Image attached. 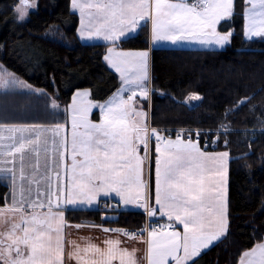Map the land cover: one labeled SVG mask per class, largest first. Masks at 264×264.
<instances>
[{"label":"snow or ice","instance_id":"6c2138e0","mask_svg":"<svg viewBox=\"0 0 264 264\" xmlns=\"http://www.w3.org/2000/svg\"><path fill=\"white\" fill-rule=\"evenodd\" d=\"M36 7L35 0H19L17 22ZM235 7V0H70L73 14L79 12V38L110 45L103 59L119 73L121 86L103 102L89 99L88 90L76 91L64 109L65 123H0V173L11 177L0 207V264H141L140 249L121 236L146 246V264H195L202 250L225 236L232 158L230 151L207 148L233 131L224 121L248 101L226 109L215 130H179L173 138L149 121L155 91L150 50H121L118 42L150 23L152 46L195 41L222 48L233 33L219 27ZM242 15L244 36L264 38V0H244ZM0 89L47 96L2 66ZM200 99L197 93L187 97ZM50 100L53 110L59 108L56 98ZM93 108L98 122L90 118ZM101 198H118L105 211L135 205L168 222L138 231L68 223L66 212L99 211ZM85 227L102 230L105 238H69L70 229ZM239 264H264V239L244 251Z\"/></svg>","mask_w":264,"mask_h":264},{"label":"trees","instance_id":"16d2710c","mask_svg":"<svg viewBox=\"0 0 264 264\" xmlns=\"http://www.w3.org/2000/svg\"><path fill=\"white\" fill-rule=\"evenodd\" d=\"M35 1V10H30L24 22H17L14 6L19 0H0L2 63L37 87L56 88L64 102L82 88H89L95 100L105 99L117 88L115 74L103 61L108 45L76 40L79 20L70 10V0ZM235 5L234 16L220 27L233 30L224 49L151 50L152 126L215 130L226 109L240 100L248 101L224 121L233 131L221 136L218 146L207 148L231 154L229 228L214 246L195 258V264H236L243 251L264 237V38H244V0H235ZM52 29L56 34L60 30L63 41L50 37ZM147 44L148 30L143 27L118 45L136 49ZM190 93L201 99L188 103ZM224 140L229 141L227 148ZM3 189L0 184V201ZM67 220L125 227L139 225L143 215L128 212L114 222H105L100 211L81 210L68 212Z\"/></svg>","mask_w":264,"mask_h":264},{"label":"crops","instance_id":"0c3cea01","mask_svg":"<svg viewBox=\"0 0 264 264\" xmlns=\"http://www.w3.org/2000/svg\"><path fill=\"white\" fill-rule=\"evenodd\" d=\"M189 2H190V0H189ZM71 12H73V11L71 10ZM75 14L77 15L78 20H79V12H76ZM141 24L144 25V22H141ZM79 26H80V23L78 21L77 28H76V31H75V37H76V40H78L80 43H103V44L108 45V47L110 46L102 38L101 39H95V40H81L79 38V35H78V32H77V29L79 28ZM143 27L147 28V30H148V39H149L150 23H148L147 25H144ZM142 28L137 29L135 32L128 33L127 34V38L120 40L118 42V44L120 42L128 39V38H131V37L137 35L141 31ZM54 29L56 30L57 27L54 28ZM59 31L60 30L57 31V34H59L61 37L58 40L63 41V36L61 35V33H59ZM227 44H226V46H227ZM118 47H119V45H118ZM122 48L125 49V47H119V49L123 50ZM153 48H161V47H151L150 56H151V50ZM132 49H135V48H131V50ZM182 49H195V48L187 47V48H182ZM205 50H219V49H205ZM104 55H103V57H104ZM103 61H104L105 65L107 66V68L109 70H111L115 74V76L117 78V88L115 90H113L103 100H95V99H93L92 92L88 88V91L91 93V95H90L91 99L95 100V101H98V102H103V101L107 100L109 97H111L117 91V89L121 85L120 81H119V79H120L119 78V74L113 68H111V66L104 59H103ZM2 65L6 69H8L2 63V61L0 59V66H2ZM8 71L12 72L9 69H8ZM12 73H14V72H12ZM14 74L20 80H23V81L27 82L33 88L42 89L45 93H47V96H40V95H37L35 93H29L27 90H16L15 92H8L7 94H5V91L3 89H0V123H7V124L27 123V124H41V125H45V126H51V125H54L55 123H65V121L68 119V117H67V114L65 113L64 109H65V107L68 104H70V102L72 100V96L79 89L75 90L71 94L70 99L68 101L64 102V101H62L60 99L58 90L56 88L54 90H52V91H49L47 89L40 88V87H37L36 85H34L32 83H29L28 81H26L24 78H22L21 76H19L16 73H14ZM82 89H85V88H82ZM50 98H56L57 99V103L59 104V108H57L55 110L52 109ZM91 113L92 114L90 116L92 117V119L94 121L98 122V120L100 118L99 109L98 108H93ZM68 128H69V131H70V122L68 124ZM172 137L175 138V136H172ZM208 151L221 152V151H227V150H208ZM229 167H230V164H229ZM228 183H229V175H228ZM0 184L4 187V189L2 191L1 201H0V207H2L4 205V199L3 198L7 194H9V192H10L11 177L6 175V174H4V173H0ZM153 185H154V176H153ZM153 191H154V187H153ZM112 196L115 197V194H112ZM109 200H116L117 201L118 198H101L99 200V202H98L99 209L101 210V207H102L103 203L105 201H109ZM153 202H154V197H153ZM228 203H229V201H228ZM120 208H121V211L123 213H128V212H138V213H140V211L142 209V208H139V207H137L135 205H129L126 208L123 205H120ZM77 211H81V210H77ZM82 211H97V210L85 209V210H82ZM67 214H68V212H66V217H67ZM158 217H160L159 213H157V216L152 217V218L154 219V218H158ZM164 219H167V217H164ZM68 223L71 224V225H76L77 224V223H72V222H69V221H68ZM80 224H84L86 226L87 225H97V226H100L101 229L102 228H110L108 225L93 224L91 222L80 223ZM179 230L180 231L183 230L182 226L179 227ZM70 231H71L72 235L69 238L73 239V240L78 239V237H94V238H97L99 241H102L105 238V233L102 230H90L88 227L82 228L81 230H77L75 228H72V229H70ZM121 239L125 240V242L127 243L128 247H130V248L131 247H135V248L140 249V251L137 252V259L141 262V264H146V261L144 260V257H145L144 249L146 248V246L143 245L142 243H140L139 241H135L134 242V241H131L130 238H125L123 236H121ZM262 239H264V237ZM218 241L214 242L213 245L209 246V248L214 246ZM258 242H260V240L257 241L256 243H258ZM209 248L202 250L201 253L205 252ZM249 249H247V250H249ZM169 264H173L171 259L169 260ZM236 264H239V258H238Z\"/></svg>","mask_w":264,"mask_h":264},{"label":"rangeland","instance_id":"374dc122","mask_svg":"<svg viewBox=\"0 0 264 264\" xmlns=\"http://www.w3.org/2000/svg\"><path fill=\"white\" fill-rule=\"evenodd\" d=\"M36 2V1H35ZM243 26H244V20H243V25H242V33H243ZM219 30L220 31H228V30H231L232 33H233V30L232 29H222L219 27ZM50 35V37H54L56 39H60V35L59 34H56L55 31H52L48 33ZM244 36V34H243ZM245 39H248L247 37L244 36ZM256 38H260V37H253L251 39H256ZM151 47H163V48H195V49H219V50H222L226 47V45L222 48L218 47V46H204V45H201L199 44L198 42H184L182 44H178V45H174L172 44L171 42H160L158 44H156L155 46H152V43H151V40H150V34H149V39H148V44H147V47H144V48H136V49H132V50H150ZM123 50H131V48H122ZM106 54V52H105ZM3 67V65H2ZM5 68V67H4ZM115 70V69H114ZM119 74V73H118ZM120 78V76H119ZM120 81V84H121V80L119 79ZM121 86V85H120ZM119 86V87H120ZM80 91H83V90H88V88H85V89H79ZM78 91V90H77ZM89 99H91V97H89ZM92 100V99H91ZM93 102H98V101H95V100H92ZM188 103H190V101L186 100ZM71 103V102H70ZM150 111V110H149ZM92 114V113H91ZM90 114V115H91ZM90 118L92 119V117L90 116ZM93 120V119H92ZM149 120H150V115H149ZM165 128H171V127H165ZM172 128H176V127H172ZM180 129H183V130H188V128H180ZM190 130V129H189ZM197 130V129H194V131ZM142 210V209H141ZM120 214H123V212H121Z\"/></svg>","mask_w":264,"mask_h":264},{"label":"built area","instance_id":"2783aa9c","mask_svg":"<svg viewBox=\"0 0 264 264\" xmlns=\"http://www.w3.org/2000/svg\"><path fill=\"white\" fill-rule=\"evenodd\" d=\"M158 129H168L169 130V133L170 135L172 136H175L177 134V132L179 130H183V129H180V128H165V127H156ZM117 203L116 200H109V201H105L101 207V210H100V213L103 215V214H117L118 216L120 215V213L122 212L121 210L119 211H111V210H107L105 211L104 210V207H105V204H108V205H115ZM121 209V208H120ZM140 214L143 215V220H142V223H140L139 225H136V226H125V227H110V229H114V228H121V229H128V230H131V231H138L142 228H145L148 224H153V225H161V224H167V219H161L160 217L158 218H149L146 213H144L143 209L140 211ZM125 238H128V237H125Z\"/></svg>","mask_w":264,"mask_h":264},{"label":"water","instance_id":"95a60500","mask_svg":"<svg viewBox=\"0 0 264 264\" xmlns=\"http://www.w3.org/2000/svg\"><path fill=\"white\" fill-rule=\"evenodd\" d=\"M103 217H108L107 220L103 219ZM118 218V215L117 214H103L102 215V219L105 221V222H113L115 220H117Z\"/></svg>","mask_w":264,"mask_h":264},{"label":"bare ground","instance_id":"6f19581e","mask_svg":"<svg viewBox=\"0 0 264 264\" xmlns=\"http://www.w3.org/2000/svg\"><path fill=\"white\" fill-rule=\"evenodd\" d=\"M153 127H156V126H153ZM188 130H189V128H188ZM190 130H193L194 131V129H190Z\"/></svg>","mask_w":264,"mask_h":264}]
</instances>
